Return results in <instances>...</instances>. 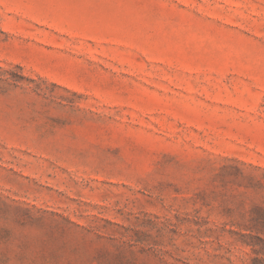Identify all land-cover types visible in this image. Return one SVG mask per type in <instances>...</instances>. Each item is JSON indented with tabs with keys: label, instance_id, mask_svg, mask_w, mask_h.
Returning <instances> with one entry per match:
<instances>
[{
	"label": "rangeland",
	"instance_id": "374dc122",
	"mask_svg": "<svg viewBox=\"0 0 264 264\" xmlns=\"http://www.w3.org/2000/svg\"><path fill=\"white\" fill-rule=\"evenodd\" d=\"M0 264H264V0H0Z\"/></svg>",
	"mask_w": 264,
	"mask_h": 264
}]
</instances>
